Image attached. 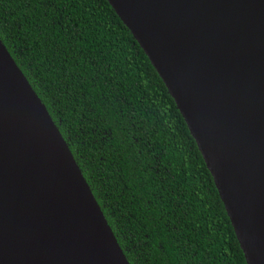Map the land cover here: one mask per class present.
<instances>
[{"label":"water","instance_id":"obj_1","mask_svg":"<svg viewBox=\"0 0 264 264\" xmlns=\"http://www.w3.org/2000/svg\"><path fill=\"white\" fill-rule=\"evenodd\" d=\"M173 98L246 264H264V0H107ZM0 264H129L0 40Z\"/></svg>","mask_w":264,"mask_h":264},{"label":"trees","instance_id":"obj_2","mask_svg":"<svg viewBox=\"0 0 264 264\" xmlns=\"http://www.w3.org/2000/svg\"><path fill=\"white\" fill-rule=\"evenodd\" d=\"M0 40L129 264H246L173 98L107 0H0Z\"/></svg>","mask_w":264,"mask_h":264}]
</instances>
